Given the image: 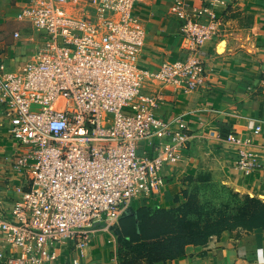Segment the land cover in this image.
<instances>
[{"label":"built area","instance_id":"2783aa9c","mask_svg":"<svg viewBox=\"0 0 264 264\" xmlns=\"http://www.w3.org/2000/svg\"><path fill=\"white\" fill-rule=\"evenodd\" d=\"M135 4L13 1L15 19L37 38L22 65L0 61V126L14 144L7 169L18 181L11 213L0 219V239L12 246L2 264H47L58 246L79 247L93 231L114 227L160 192L164 165L181 159L182 117L165 119L157 108L163 87L186 93L202 84L209 69L201 47L215 34L216 12L187 13L175 0L184 53L150 69L138 62L145 30ZM145 84L160 88L149 93ZM237 164L244 172L260 166L243 151Z\"/></svg>","mask_w":264,"mask_h":264},{"label":"crops","instance_id":"0c3cea01","mask_svg":"<svg viewBox=\"0 0 264 264\" xmlns=\"http://www.w3.org/2000/svg\"><path fill=\"white\" fill-rule=\"evenodd\" d=\"M174 1L136 0L134 13L145 30L141 59L144 63L148 62L144 66L152 65L150 69L164 58L181 57L184 53L179 22L171 11ZM181 1L185 3L187 13L203 7L213 8L218 13L238 0ZM245 3L254 8L259 18L255 27L260 31L259 36H263L264 0H248ZM209 22L206 13H203L202 23ZM33 33L36 40V32ZM29 36L22 32L15 38L25 42L30 40ZM35 44H32L34 48ZM238 46L242 44L232 37L211 35L201 47L209 69L202 84L186 93L172 86L162 88L157 113L165 119L182 117L187 141L181 159L173 165H164L163 173L167 180L160 192L140 205L170 206L172 196L181 183L180 177L199 173L212 175L213 179L239 194H249L264 201V95L258 96L254 91L261 72L253 69L256 62L264 72V40L258 43L246 40L247 53L251 56L249 61L248 57L241 58ZM255 46H260L262 50H257ZM231 47H234L232 52ZM22 50L19 45L15 53L21 56ZM261 84H264V78ZM157 87V84H150L147 92H155ZM255 129L258 132H254ZM229 135L238 137L239 142L229 140ZM13 145L8 136L0 133V219L10 215L13 191L18 183L7 169L13 158ZM240 151L257 156L260 166L244 172L237 164ZM10 251L12 246L0 239V254ZM57 253L56 259L47 264H118L116 243L110 229L93 231L89 240L79 247L68 241L57 247ZM157 264H264V230H225L210 236L204 244H187L182 255Z\"/></svg>","mask_w":264,"mask_h":264},{"label":"rangeland","instance_id":"374dc122","mask_svg":"<svg viewBox=\"0 0 264 264\" xmlns=\"http://www.w3.org/2000/svg\"><path fill=\"white\" fill-rule=\"evenodd\" d=\"M13 1L14 0H0V61L5 60L6 64H8L11 69L22 65L23 62L29 58V54L34 48L32 44L36 43V40H34L33 29L29 25L14 19L15 8L12 6ZM244 1L246 2L248 0H238L233 3L232 6H228L224 11L216 13L214 20L217 23L214 26V35L217 34L218 38L227 37L230 39L232 37V39L237 40L238 43L242 44V46H238L239 55L243 59L248 57L247 60L249 61L251 56L247 53L246 40H249L250 42L253 40L258 43L261 42V40H264V35L259 36L258 33H260V31L258 30V27H255L256 20L259 18L257 19V14L254 11V8ZM19 30L30 35L28 37L30 40L24 42L15 38L14 32ZM236 33L238 34L236 35ZM19 45L23 47V50L20 52L22 53L21 56L17 55L18 52L15 53V48ZM251 48L250 45V49ZM254 48L262 50L260 46H255ZM233 49L234 47H231L230 52H232ZM139 56L138 62L141 66L148 63H144L141 59V53ZM243 63L245 64V62ZM148 67H152V65H149ZM261 68L260 64L256 62L253 63V69L261 72L258 79L259 82L254 90L258 96L264 95V84H261L264 78V72L262 73ZM145 86L146 88H150L149 84H145ZM0 133L3 136H7L4 128H0ZM180 181V185L172 196L171 205L166 207L151 206L152 213L157 212L158 208H175L181 206L184 202L192 200H196L202 206H205L206 210H209L211 207L219 208L221 203L225 202H228L232 208L237 203V198H235L234 193L238 192L226 186L224 183L213 179V176L207 173H199L194 176H183L180 177ZM139 207H143V205H135L128 214H134L136 218L141 217L144 228L149 231L152 230L154 227L152 223H154L155 220L160 219V215L156 216L154 214L152 215V213L149 214L146 210L139 211L137 210ZM123 223H126V221H118L114 227L110 228L116 243V259L118 262L119 259L125 258L131 254V250L126 247L119 249V251L117 249V233L123 231ZM226 230L239 231L245 229L235 228Z\"/></svg>","mask_w":264,"mask_h":264},{"label":"trees","instance_id":"16d2710c","mask_svg":"<svg viewBox=\"0 0 264 264\" xmlns=\"http://www.w3.org/2000/svg\"><path fill=\"white\" fill-rule=\"evenodd\" d=\"M234 196L237 203L232 208L225 202L219 208L206 210L192 200L175 208H158L152 213L151 205L146 204L137 210L160 215L150 231L144 228L141 217L123 215L119 221L126 223H123V231L117 233V249L126 247L131 254L119 259L118 264L165 262L182 255L185 245L204 244L210 236L226 229L264 230V201L249 194L234 193Z\"/></svg>","mask_w":264,"mask_h":264},{"label":"bare ground","instance_id":"6f19581e","mask_svg":"<svg viewBox=\"0 0 264 264\" xmlns=\"http://www.w3.org/2000/svg\"><path fill=\"white\" fill-rule=\"evenodd\" d=\"M222 48V47H221Z\"/></svg>","mask_w":264,"mask_h":264}]
</instances>
